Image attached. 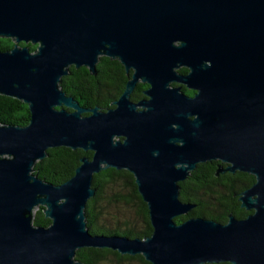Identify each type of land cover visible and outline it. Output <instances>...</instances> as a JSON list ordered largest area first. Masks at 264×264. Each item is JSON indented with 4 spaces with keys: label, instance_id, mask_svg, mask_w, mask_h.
Listing matches in <instances>:
<instances>
[{
    "label": "water",
    "instance_id": "1",
    "mask_svg": "<svg viewBox=\"0 0 264 264\" xmlns=\"http://www.w3.org/2000/svg\"><path fill=\"white\" fill-rule=\"evenodd\" d=\"M0 37L14 42L0 51V94L30 113L24 126L0 124V264H82L74 256L83 247L150 264H264V0H0ZM100 55L133 69L105 111L60 87L71 65L96 74ZM140 80L149 98L134 103ZM182 80L198 89L193 97L170 85ZM58 146L92 155L54 185L32 172ZM212 160L226 163L216 175L254 176L238 197L251 212L176 223L195 206L180 199L179 183ZM108 168L133 175L150 235L89 232L92 178ZM39 207L47 226L33 224Z\"/></svg>",
    "mask_w": 264,
    "mask_h": 264
},
{
    "label": "trees",
    "instance_id": "2",
    "mask_svg": "<svg viewBox=\"0 0 264 264\" xmlns=\"http://www.w3.org/2000/svg\"><path fill=\"white\" fill-rule=\"evenodd\" d=\"M19 44H24L20 42ZM12 38L0 37V51L13 47ZM31 52L36 44L27 43ZM96 63V74H92L86 66H69L68 74L62 76L60 87L67 95L73 96L81 107H107L114 96L122 92L123 82L115 76L121 74L108 72L121 70L122 66L109 58H101ZM107 79L102 88L101 77ZM114 84H116L114 86ZM102 91L108 97H102ZM87 115V113H83ZM30 113L28 105L15 97L0 94V124L24 126L28 123ZM90 150L71 149L64 146L48 148L46 156L38 160L33 166L32 174L43 181L59 185L68 180L75 168L80 164L83 156L91 157ZM216 161L198 163L190 175L180 184V199L194 203L195 206L184 215L174 218L180 223L189 217H203L224 223L228 215L236 218L245 217L249 211L240 206L238 195L243 190L240 183L234 185V178L230 173L215 175ZM253 179H251L252 181ZM92 187L95 193L86 203L84 214L87 228L91 234L122 235L130 238L148 236L152 232L146 203L137 191L133 175L127 170L114 168L104 169L93 175ZM123 205V209L131 211L136 218L130 220L129 215L122 223L113 226L105 225L106 208L112 205ZM127 215V214H125ZM139 219V220H138ZM35 226H47L50 219L43 214L42 207L35 210L33 215ZM74 260L82 264H126L127 260H137L140 264H150L141 255H121L109 248L83 247L75 252ZM205 264H230L229 262Z\"/></svg>",
    "mask_w": 264,
    "mask_h": 264
},
{
    "label": "flooded vegetation",
    "instance_id": "3",
    "mask_svg": "<svg viewBox=\"0 0 264 264\" xmlns=\"http://www.w3.org/2000/svg\"><path fill=\"white\" fill-rule=\"evenodd\" d=\"M25 44H27V43L20 44V45L24 46ZM178 44H180V42H178ZM104 57L109 58L111 61H116V63H118V64H120L122 66L121 70H109L108 72L122 75L121 77H119L117 75L115 77L118 80H122V82L124 83L123 84V88H122V92H123V90L125 88V85H126V82L130 79V77H131V75L133 73V69H129V70L125 69L124 65L121 63V61L118 58H112V57H109V56H106V55H100L99 58H98V62H100L102 60L101 58H104ZM208 63H210V62H208V61L204 62L203 61L202 65L203 64H208ZM176 71H177V74L184 79V77L188 74L190 69H189V67L187 65L182 63V64L179 65V67L176 69ZM101 79H102L101 85H102V88H103L105 83L107 82V79L104 78L103 76L101 77ZM190 83L191 82L189 81V84ZM115 85L116 84H114V86ZM170 85L173 86V87H178L188 97H193L198 91L197 88H195V87H193L191 85H188V83H186L184 80H182V81H173V82L170 83ZM149 88H150V84L148 82H142L141 80L138 81L136 83V85L134 86L133 90L131 91L130 95H129L130 100L132 102H134V103H138V102H140V101H142L144 99L149 98L146 95V93H145V91L148 90ZM122 92H120L118 95L114 96L113 100L110 101V104L107 107H100V106H98V107L101 110H103V111H105L107 109H110V108H114L116 105H114L113 102L116 101L120 97ZM101 96L102 97H108V96H106L104 94L103 91H102ZM136 108L138 110L142 109L140 106H137ZM87 114H89V113H87ZM119 139H123V137L120 136ZM218 165H221V167H225L226 163H221L220 161L217 160L216 161V169H217ZM225 173H230L231 176H233V178L235 179L234 180V185L236 183H240L241 187H243V190L246 189L247 187H249L254 182V176L252 174H250V173H246V172H242V171H238L237 170L235 172L219 173L218 175L225 174ZM215 175H216V172H215ZM218 175H216V176H218ZM251 179H253V180L251 181ZM239 195H240V193H239ZM239 195H238V197H239ZM250 212L251 211H249V213Z\"/></svg>",
    "mask_w": 264,
    "mask_h": 264
},
{
    "label": "rangeland",
    "instance_id": "4",
    "mask_svg": "<svg viewBox=\"0 0 264 264\" xmlns=\"http://www.w3.org/2000/svg\"><path fill=\"white\" fill-rule=\"evenodd\" d=\"M127 214V215H125ZM106 218L101 219V221L105 225L113 226L115 223H122L124 221V218L129 215V219L133 220V218H136V215L131 213V211H126L123 209V205H112L108 209L106 208ZM133 217V218H132ZM139 220V219H138ZM126 264H140L137 260H127L125 262Z\"/></svg>",
    "mask_w": 264,
    "mask_h": 264
}]
</instances>
